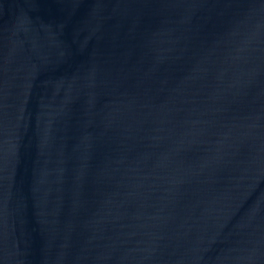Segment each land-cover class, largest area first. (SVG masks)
Segmentation results:
<instances>
[{"label": "water", "instance_id": "water-1", "mask_svg": "<svg viewBox=\"0 0 264 264\" xmlns=\"http://www.w3.org/2000/svg\"><path fill=\"white\" fill-rule=\"evenodd\" d=\"M0 264H264V0H0Z\"/></svg>", "mask_w": 264, "mask_h": 264}]
</instances>
